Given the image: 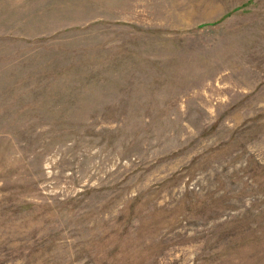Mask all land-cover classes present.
Listing matches in <instances>:
<instances>
[{
	"label": "rangeland",
	"instance_id": "374dc122",
	"mask_svg": "<svg viewBox=\"0 0 264 264\" xmlns=\"http://www.w3.org/2000/svg\"><path fill=\"white\" fill-rule=\"evenodd\" d=\"M0 264H264V0H0Z\"/></svg>",
	"mask_w": 264,
	"mask_h": 264
}]
</instances>
